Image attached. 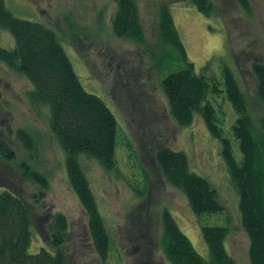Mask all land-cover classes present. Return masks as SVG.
Masks as SVG:
<instances>
[{
    "label": "rangeland",
    "instance_id": "374dc122",
    "mask_svg": "<svg viewBox=\"0 0 264 264\" xmlns=\"http://www.w3.org/2000/svg\"><path fill=\"white\" fill-rule=\"evenodd\" d=\"M4 1L14 16L47 25L58 34L84 89L104 101L119 126L115 169L105 170L95 160L81 159L112 241L107 259L102 260L94 248L85 210L70 186L65 153L51 135L49 109L35 107L28 97L32 84L0 62V135L16 153L14 162L0 158V191L21 196L31 207L34 226L29 253L46 248L56 254L46 241L55 215L63 213L69 227L62 250L70 264H170L160 246L161 213L168 209L206 260L210 253L201 225L223 226L230 229L226 247L235 264H250V240L220 140L210 134L198 113L186 127L170 114L161 86L164 52L158 27L159 10L168 5L196 73H202L208 63L207 73L218 78L223 65L234 69L257 120L264 116V104L257 98L252 65L264 63V0H249L250 14L238 0H211L216 6L211 17L200 13L190 0H139L143 43L113 34L116 5L112 0ZM0 45L15 46L12 35L2 29ZM220 89L208 101L223 111L224 137L241 162L240 143L232 131L238 115L223 84ZM20 128L34 135V150L26 151L17 140ZM163 147L187 155L190 170L218 192L225 207L222 213L197 218L184 193L164 179L156 163L155 154ZM23 162L47 176L49 189L41 190L24 178Z\"/></svg>",
    "mask_w": 264,
    "mask_h": 264
},
{
    "label": "trees",
    "instance_id": "16d2710c",
    "mask_svg": "<svg viewBox=\"0 0 264 264\" xmlns=\"http://www.w3.org/2000/svg\"><path fill=\"white\" fill-rule=\"evenodd\" d=\"M112 1L116 5L112 19L113 34L120 39L143 43L145 30L139 0ZM238 1L245 12H252L249 0ZM190 2L205 16H215L216 6L211 0ZM0 29L11 34L15 41L12 49L0 45V62L19 72L32 84L33 90L28 97L35 107L49 109L48 125L52 137L65 153L70 186L88 217L94 248L99 257L106 260L112 241L81 159L95 160L105 170L116 168L119 136L116 117L102 99L84 89L60 37L52 28L14 16L5 1L0 0ZM158 31L164 52L161 86L170 114L178 125L186 127L192 124L194 114L198 113L210 134L220 140L222 156L239 196L242 226L250 240V264H264V116L255 119L247 93L234 69L228 65L221 68L220 78L207 73L209 63L202 73H196L168 5L159 10ZM252 73L256 80L257 98L264 104V63L255 61ZM222 84L226 98L238 115L232 131L240 143L241 162L236 160L230 140L224 137L223 111L208 101L210 94L222 92ZM16 136L26 151L34 150L35 138L29 130L20 128ZM0 158L7 162L16 160L15 151L2 135ZM155 159L164 179L184 193L198 219L224 211L216 189L207 179L190 170L189 159L184 152L163 147L156 152ZM21 166L25 168L24 178L40 186L41 190L49 189L50 183L44 173L25 162ZM161 223L163 235L160 246L170 264H235L226 247L229 228L201 225L210 253V260H206L182 232L168 209L162 211ZM33 226L28 202L10 191H0V264H70L62 250L69 227L66 215L57 213L54 224L49 228L50 237L46 242L56 251L55 255L46 248L36 254L29 253Z\"/></svg>",
    "mask_w": 264,
    "mask_h": 264
},
{
    "label": "water",
    "instance_id": "95a60500",
    "mask_svg": "<svg viewBox=\"0 0 264 264\" xmlns=\"http://www.w3.org/2000/svg\"><path fill=\"white\" fill-rule=\"evenodd\" d=\"M1 95H2V94H1V91H0V98H1Z\"/></svg>",
    "mask_w": 264,
    "mask_h": 264
}]
</instances>
